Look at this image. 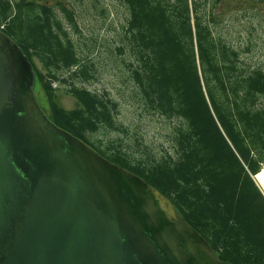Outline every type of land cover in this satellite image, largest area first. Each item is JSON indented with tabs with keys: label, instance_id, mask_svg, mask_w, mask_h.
Returning <instances> with one entry per match:
<instances>
[{
	"label": "trees",
	"instance_id": "obj_1",
	"mask_svg": "<svg viewBox=\"0 0 264 264\" xmlns=\"http://www.w3.org/2000/svg\"><path fill=\"white\" fill-rule=\"evenodd\" d=\"M116 1L126 15L111 24L110 59L132 101L167 122L159 149L138 135L98 137L129 129L108 92L84 85L98 74L96 38L79 48L70 6L0 0V29L32 62L53 122L167 195L222 260L264 264V193L254 179L264 167V69L245 65L217 36L210 0ZM100 13L109 15L105 6ZM58 89L76 99L74 108L59 103Z\"/></svg>",
	"mask_w": 264,
	"mask_h": 264
},
{
	"label": "water",
	"instance_id": "obj_2",
	"mask_svg": "<svg viewBox=\"0 0 264 264\" xmlns=\"http://www.w3.org/2000/svg\"><path fill=\"white\" fill-rule=\"evenodd\" d=\"M35 79L0 29V264H233L167 195L53 122Z\"/></svg>",
	"mask_w": 264,
	"mask_h": 264
},
{
	"label": "rangeland",
	"instance_id": "obj_3",
	"mask_svg": "<svg viewBox=\"0 0 264 264\" xmlns=\"http://www.w3.org/2000/svg\"><path fill=\"white\" fill-rule=\"evenodd\" d=\"M48 1L54 3L57 0ZM61 1L73 9L81 29L80 35H74L79 48L84 49V43L93 47L91 39L96 38L91 55L97 59L98 74L95 79L84 85L95 91L108 92L119 104L117 120L129 129V134L126 135L114 130L101 131L98 137L121 136L129 140L132 136L138 135L154 148H161L165 142V131L169 127L167 122L156 114L143 111L132 101L121 69L110 59L109 48L114 36L111 24L113 19V26H116L119 20H124L126 15L124 7L116 0H99L97 8H94V0ZM101 6L107 8L108 16L101 15ZM210 6L214 17V32L217 36L240 51L241 60L245 65L264 69V0H210ZM34 62L41 71L46 72L37 58H34ZM35 91L47 111L46 96L38 83ZM57 98L67 109L76 106V99L66 93L65 89H58Z\"/></svg>",
	"mask_w": 264,
	"mask_h": 264
},
{
	"label": "bare ground",
	"instance_id": "obj_4",
	"mask_svg": "<svg viewBox=\"0 0 264 264\" xmlns=\"http://www.w3.org/2000/svg\"><path fill=\"white\" fill-rule=\"evenodd\" d=\"M255 179L262 188V190L264 191V167L258 175L256 174Z\"/></svg>",
	"mask_w": 264,
	"mask_h": 264
}]
</instances>
